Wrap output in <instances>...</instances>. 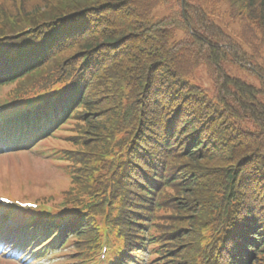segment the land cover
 <instances>
[{"label":"trees","instance_id":"16d2710c","mask_svg":"<svg viewBox=\"0 0 264 264\" xmlns=\"http://www.w3.org/2000/svg\"><path fill=\"white\" fill-rule=\"evenodd\" d=\"M29 1L0 0L2 88L11 110L62 92L45 102L60 124L47 138L69 179L42 192L83 223L76 261L107 229L111 264L127 247L154 264H264V0H229L235 38L212 21L223 0H175L157 22L169 0Z\"/></svg>","mask_w":264,"mask_h":264},{"label":"rangeland","instance_id":"374dc122","mask_svg":"<svg viewBox=\"0 0 264 264\" xmlns=\"http://www.w3.org/2000/svg\"><path fill=\"white\" fill-rule=\"evenodd\" d=\"M31 1V0H30ZM29 1V2H30ZM189 3L191 4H197L201 3L200 0H188ZM175 0H169V3H167L164 6L159 7L153 14V20H159L162 19L166 16H169L173 13L174 7H175ZM32 5V4H31ZM226 15L222 14V17H218V22L221 24L225 23ZM185 36V32L183 30L180 31H169V38L171 41L180 39ZM226 67L228 71L235 75L238 76L241 79H244L249 82H254L248 72L245 70L241 69L238 65L232 64V63H226ZM199 81L201 84L205 85L206 87H211L210 83L211 81L209 80L208 73L202 69L198 75ZM28 162L32 163V166L34 170L37 172L39 176H42L50 185H52L50 188H53V182L55 180H59L61 177V170L60 168L52 161L48 159H43V158H36V157H27V158H22V157H16V158H9V157H4L1 158V163H9L11 166H13L15 163L18 164L19 166L25 167ZM5 165V164H4ZM61 173V174H60ZM60 183V181H59ZM0 194L4 195H20L24 194L22 191V186H16L14 182H12L9 178L5 176H0ZM10 211V210H9ZM13 212V211H11ZM20 246V245H18ZM30 252V251H29ZM30 254V253H28ZM30 257V255H28ZM47 260H44L45 262ZM39 264V263H36Z\"/></svg>","mask_w":264,"mask_h":264}]
</instances>
